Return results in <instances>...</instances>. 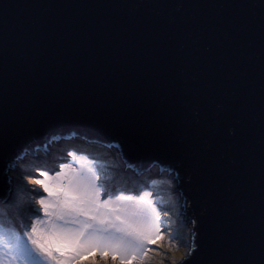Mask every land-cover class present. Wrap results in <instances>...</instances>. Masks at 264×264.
Returning a JSON list of instances; mask_svg holds the SVG:
<instances>
[{
	"label": "snow or ice",
	"instance_id": "snow-or-ice-1",
	"mask_svg": "<svg viewBox=\"0 0 264 264\" xmlns=\"http://www.w3.org/2000/svg\"><path fill=\"white\" fill-rule=\"evenodd\" d=\"M185 6L168 0H114L89 5L55 0H30L23 5L0 2V150L62 108L84 109L103 121L115 119L124 140L135 139L149 146L159 143L184 153L185 161L173 169L176 175L169 174L174 182L181 179V168H186L189 184L194 178L199 179L192 200L193 204L200 198L206 201L207 239L198 243V229L191 230V243L177 245V250L184 249L177 264H264V0H259L258 5L241 0L187 5L259 7V36L258 41L253 39V18L249 16L193 17L182 21L176 32L163 34L168 39L182 35L183 47L188 49L185 59L198 64L202 76L201 86L181 87L170 96L167 107L161 105L156 110L147 104L139 108L122 103L119 84L111 89L93 87L74 92L71 80L60 86L41 78L40 91L32 90L48 51L74 45L68 39L69 34L86 32L89 43L99 38L112 46H119L126 34L140 57L162 38L154 31V26L160 23L155 17L143 21L140 28L134 21L51 17L39 10L76 7L157 10ZM20 7L38 10V14L22 25L10 26V10ZM205 38L215 41L221 56L197 55ZM15 48L24 50L22 64L12 61ZM254 48H258L260 60L258 100L252 86L254 81L243 79L245 73L255 71L244 59ZM152 52H148L151 58L140 64L142 72L150 73L159 64V55ZM163 76L161 69L158 79L148 80L146 90L162 86ZM228 85L238 87L240 95L236 101H229L227 115L217 114L210 132L222 147L216 152L202 151L200 145L206 132L200 127L201 112L210 102L212 92L219 93ZM177 97L184 109L179 114L172 106ZM257 105L258 145L249 127ZM188 112L190 116L185 114ZM233 112L239 116L238 127L225 136L224 128ZM178 128L185 130L187 143L169 145ZM230 137L233 141L226 143ZM69 155L75 160V153ZM34 177L29 182L38 186L31 190L36 198L34 204L30 199L27 201L31 216L19 224L13 221L14 230L0 229V264H85L87 257H92L91 264H96L97 256L110 257L112 264H146V258L154 250L152 245L167 231L163 212L152 199L151 191H117L104 182L91 164L76 167L64 162L52 171L40 169Z\"/></svg>",
	"mask_w": 264,
	"mask_h": 264
},
{
	"label": "water",
	"instance_id": "water-1",
	"mask_svg": "<svg viewBox=\"0 0 264 264\" xmlns=\"http://www.w3.org/2000/svg\"><path fill=\"white\" fill-rule=\"evenodd\" d=\"M4 3L27 4L30 0H0ZM56 3H73L81 5L105 4L114 0H55ZM174 4H184L185 7H170L164 9H118L102 7H76L70 9L50 8L43 11L51 17L69 16L73 19H117L123 21H134L140 28H143V21L155 17L160 23L154 26V31L161 34V40L150 45L148 52L159 55V64L152 67L150 73L141 71L140 64L150 59L148 52L144 57L137 55L133 50V45L129 43L127 35L124 34L119 46H112L103 39H95L88 42L86 32L69 34L68 39L74 42L73 46L58 49L53 47L42 58L39 78L33 84V92H39L43 80L54 82L62 86L64 82L71 80V87L74 92H80L85 88L111 89L119 84V97L122 103L133 104L142 108L146 104L158 110L161 105L168 106L170 96L181 87H199L202 84V76L199 65L186 61L188 49L183 47L182 35H177L173 39H168L163 34L174 33L178 25L186 19L193 17L201 19H223L226 17L249 16L253 18L251 26L253 39L258 41L260 8H220V7H188L196 4H219L232 3L235 0H168ZM241 2H252L259 4V0H241ZM38 14V10L20 7L13 8L9 12L10 26L22 25L32 16ZM75 45H80L75 46ZM24 50L15 48L13 50L12 61L15 64L24 62ZM197 55L200 58L219 57L222 55L221 49L211 38L202 40L198 47ZM245 61L255 69L252 73H245L243 79L252 80L254 92L258 100L259 94V52L258 48L249 50L244 57ZM163 69L162 86L146 90L149 79H158ZM240 95V90L235 85H228L219 93L212 92L211 100L201 112L200 127L205 130L200 145L202 151L216 152L222 145L217 138L210 134L218 113L227 115L229 101H236ZM177 114L184 111L182 103L177 101L172 104ZM198 107V106H197ZM195 110V109H193ZM191 115L190 112L185 113ZM237 113H231L228 117L227 126L224 128V135L228 136L233 127H238ZM249 127L255 135L258 145L259 140V118L258 105L256 114L250 118ZM87 139L104 144L108 148L116 150L120 155L121 166L130 170L134 174H139L151 166L155 165L159 172L162 170L168 174L176 175L174 168L180 166L185 161L183 152L171 147L156 143L149 146L145 142L135 139L124 140L116 128L115 119L103 121L89 114L84 109L62 108L56 112L54 117L45 119L40 124L34 126L30 131L18 136L7 148L0 150V201H5L8 197L11 176L7 170L14 166L15 161L23 155H33L38 151L47 149L48 146L61 139L70 138ZM234 138H229L226 143H231ZM188 137L183 128H178L176 133L170 138L169 145L187 143ZM226 143L224 146L226 147ZM122 145L118 147L117 145ZM258 162V151H257ZM181 179L175 188L182 197V208L184 219L189 220L193 229H198L196 237L198 243L203 244L207 239L208 226L206 223L205 207L206 201L200 198L193 204L192 197L199 186V179L194 178L192 183L187 182L186 168H181ZM10 181V183H9ZM258 199V193H257ZM258 215V214H257ZM195 221L196 223H193ZM258 230V222H257ZM191 243V240H190Z\"/></svg>",
	"mask_w": 264,
	"mask_h": 264
},
{
	"label": "rangeland",
	"instance_id": "rangeland-1",
	"mask_svg": "<svg viewBox=\"0 0 264 264\" xmlns=\"http://www.w3.org/2000/svg\"><path fill=\"white\" fill-rule=\"evenodd\" d=\"M77 140H70L69 142H65L63 146L58 147L56 144L59 140L54 141L49 145L52 149L47 148L42 151L37 150V152L32 155L33 157L31 159L27 158L29 155H23V159H17L15 161L16 164L8 168L7 174L12 177L10 178L11 190L7 199L2 202L0 201V229L7 232L9 229H13V221H15L16 224H19L21 220H26L31 216L27 206V201L30 199L34 204L36 197L32 194L31 190L38 188L37 185L32 183L22 185L19 190L17 188H13L15 185L14 182L16 181H14V175H12L13 173L11 172V169L14 168L19 172L25 171V173L27 172L26 174L34 177V174H38L40 169L46 170L47 168L42 164L44 159L43 157L46 158L47 154L51 155L54 151L56 152L61 147H64L61 154H66L68 153L67 151H70V148L72 149L74 147L70 144V142H76L75 144H78L79 146L81 145L79 150L76 151L77 154H84L86 157L75 158L74 162L78 165V167L81 163H84L85 165L91 164L101 173L104 182L117 191L136 190L142 193V191L147 190L153 193L152 199L156 202L157 207L161 209L164 214H167V217L165 215V218L167 219L163 216V219L166 222L165 228L167 231L162 234V237L157 240L156 244L152 245L154 250L146 258V264H177V261L184 251L183 248L177 250V245L190 243L189 233L191 227L189 220L184 219V214L181 212L183 208L181 210L179 209L182 206V197L180 192L175 189L178 186V182H174L170 179L168 172L164 170L159 172V169L155 165L139 174H134L128 169L123 170L120 155L116 150L108 148L104 144L96 141H89L82 138H77ZM54 143L55 146H53ZM87 154H90V157L89 155L87 156ZM64 159L68 161V157L66 155L64 156ZM46 161H48L49 164H55L53 165L55 168H58V165L62 162L58 159H52L51 161V159L49 160V157ZM119 171L121 175L120 178L117 179L116 175ZM141 176L145 177L146 180L144 179L143 182H136V180H134V177L141 179ZM167 179H169L172 183L166 181ZM171 185H173V190L170 187ZM15 193H17L19 197H17ZM12 196L13 198H11ZM175 210L178 216L175 214ZM185 223L188 224V228ZM169 224L170 227L168 226ZM92 259V257H87L85 264H91ZM96 264H112V261L110 257L99 258L97 256Z\"/></svg>",
	"mask_w": 264,
	"mask_h": 264
},
{
	"label": "bare ground",
	"instance_id": "bare-ground-1",
	"mask_svg": "<svg viewBox=\"0 0 264 264\" xmlns=\"http://www.w3.org/2000/svg\"><path fill=\"white\" fill-rule=\"evenodd\" d=\"M71 140V137L70 138H67V139H61V140H59V142H57V147L58 146H63L64 145V143L65 142H69ZM78 141V140H77ZM76 143V142H75ZM75 143H73V142H70V144L72 145V146H74L72 149L70 148V151H67L68 153H66V154H61V151H62V149L64 148V147H61L59 150H57L56 152L54 151V153L53 154H47L46 155V158L45 157H43L44 159H43V161H42V164L44 165V166H46L47 168H46V170L47 171H52V170H55V169H57V168H55V166H53V165H55V164H49L48 163V161H46V159L49 157V160L51 159V161H52V159H58V160H61L62 162L60 163V164H62V163H64V162H68V163H73L74 164V166H76V167H78V165L74 162V160L72 159V157L69 155V153L71 152V153H75V158L76 157H84V158H86L85 156H84V154H77V152L76 151H78L79 150V147H81V146H79L78 144H75ZM53 146H55V143L53 144ZM75 147H78V148H75ZM48 148L49 149H52L51 147H49L48 146ZM86 149V148H85ZM67 156L68 157V161H66V159H64V156ZM89 155V157H90V154H87V156ZM33 156L32 155H29L27 158H29V159H31ZM23 159V158H22ZM35 159H36V157H35ZM35 159H33V160H35ZM19 160H21V158H19ZM31 164V163H30ZM59 164V165H60ZM58 165V166H59ZM57 167V166H56ZM123 170H125L124 168H122ZM12 171V175H14V181H16V182H14L15 183V185H14V187L13 188H17L18 190L19 189H21V187H22V185H25V184H28V183H30L29 182V179L30 178H35V177H32V176H30L29 174H26L25 173V171H18V170H15L14 168H12L11 169ZM45 170V171H46ZM116 175V174H115ZM120 171L117 173V175H116V178L117 179H119L120 178ZM107 176V175H106ZM142 177V176H141ZM140 177V178H141ZM137 178V179H136ZM144 179L146 180V178L145 177H142L141 179H139L138 177H134V180H136V182H143L144 181ZM166 181H168V182H170V183H172L169 179H167ZM136 184V183H135ZM172 186L173 185H171L170 187H171V189L173 190V188H172ZM168 194V193H167ZM166 194V195H167ZM15 195H17V197H19V195L17 194V193H15ZM21 196V195H20ZM11 198H13V196L11 197ZM175 200V199H174ZM19 201V200H18ZM175 201H177V200H175ZM16 202V201H15ZM180 210L182 209V206L179 208ZM174 213V212H173ZM175 214H176V210H175ZM165 215H166V217H167V214L165 213H163V216H164V218H165ZM177 216H178V214H176ZM165 219H167V218H165ZM185 225H187V228H188V224H186L185 223Z\"/></svg>",
	"mask_w": 264,
	"mask_h": 264
},
{
	"label": "trees",
	"instance_id": "trees-1",
	"mask_svg": "<svg viewBox=\"0 0 264 264\" xmlns=\"http://www.w3.org/2000/svg\"><path fill=\"white\" fill-rule=\"evenodd\" d=\"M81 146V145H80ZM100 148V147H99Z\"/></svg>",
	"mask_w": 264,
	"mask_h": 264
}]
</instances>
